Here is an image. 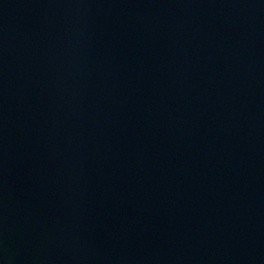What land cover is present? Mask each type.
Returning a JSON list of instances; mask_svg holds the SVG:
<instances>
[{
	"label": "water",
	"instance_id": "water-1",
	"mask_svg": "<svg viewBox=\"0 0 264 264\" xmlns=\"http://www.w3.org/2000/svg\"><path fill=\"white\" fill-rule=\"evenodd\" d=\"M0 264H264V0H0Z\"/></svg>",
	"mask_w": 264,
	"mask_h": 264
}]
</instances>
